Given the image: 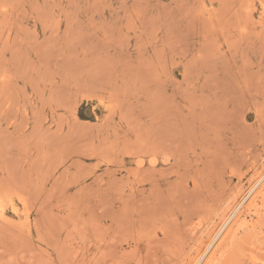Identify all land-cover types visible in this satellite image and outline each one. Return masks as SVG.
I'll list each match as a JSON object with an SVG mask.
<instances>
[{
  "label": "rangeland",
  "instance_id": "rangeland-1",
  "mask_svg": "<svg viewBox=\"0 0 264 264\" xmlns=\"http://www.w3.org/2000/svg\"><path fill=\"white\" fill-rule=\"evenodd\" d=\"M263 181L264 0H0V264H264Z\"/></svg>",
  "mask_w": 264,
  "mask_h": 264
},
{
  "label": "bare ground",
  "instance_id": "bare-ground-1",
  "mask_svg": "<svg viewBox=\"0 0 264 264\" xmlns=\"http://www.w3.org/2000/svg\"><path fill=\"white\" fill-rule=\"evenodd\" d=\"M262 178V177H261ZM261 178H259L261 180ZM264 182V181H263ZM261 183V182H260ZM257 184V183H256ZM256 186V185H255ZM253 186V187H255ZM258 187V186H257ZM252 192V191H251ZM264 194V193H263ZM243 201V200H242ZM241 205V204H240ZM229 220V219H228ZM218 237V236H217ZM222 242V241H221ZM209 248V247H208ZM189 264V263H188Z\"/></svg>",
  "mask_w": 264,
  "mask_h": 264
}]
</instances>
